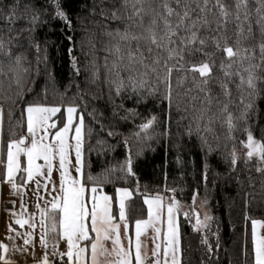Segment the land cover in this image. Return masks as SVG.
Listing matches in <instances>:
<instances>
[{
    "label": "snow or ice",
    "instance_id": "obj_1",
    "mask_svg": "<svg viewBox=\"0 0 264 264\" xmlns=\"http://www.w3.org/2000/svg\"><path fill=\"white\" fill-rule=\"evenodd\" d=\"M257 3L259 6L255 9L254 25L255 29L259 30V39H257V32L254 30L248 0H235L234 12L230 11L231 6L226 4L224 0H215V3L211 4L210 0H119L117 4L110 6L106 4L105 0H100L99 4H96L94 0L93 13L99 7V14L104 21L110 19L115 22V27L104 33L110 38V41H114L109 51L115 55V59L109 72L110 75L114 72L116 79L109 81V103H115L111 95L114 87L116 96H120L122 92L127 90L130 93L129 98L131 95L137 96V103L146 101L148 97L153 99L158 97L160 104L167 102L170 112L174 104L173 73H183L182 76L177 77L176 87H182L190 80L193 87L188 88L187 93L196 91L198 94H203L202 98L191 96L193 100L200 98L201 107L199 114L195 117L197 121L195 132L202 145L207 146L209 153L212 151L207 136L200 135V133H209L213 130L211 124L214 123L216 117L207 116V112L211 110L214 102L220 106V116L223 118V124L227 125L229 139L234 141L235 138L232 133L236 130V122L244 121L247 123L248 116L256 102L264 98V0H257ZM49 5L52 8V19L61 20L71 29L72 22L61 0H45V4L39 7L34 0H0V22H2V26H0V54L8 60L13 70L22 68L26 60L23 52L17 54L14 51V49L23 48L22 40H27L28 45L35 48L38 56L37 65L39 64L40 42L36 32L38 28L48 23L47 20L42 19V16L49 14L47 7ZM230 22L236 24V39L231 45L228 43L231 37L227 35L226 27ZM245 25H247L246 28ZM104 27L107 29L108 25L105 24ZM202 30L206 33L214 32L216 35L211 37L201 35ZM68 39L72 40V37ZM209 41H211V45ZM245 41H252V43L244 46ZM210 47L214 50L210 51ZM257 49L258 57L256 55ZM71 51L72 49H69L70 53ZM217 52L225 53L228 61L225 64L224 60H221L220 64V69L226 78L219 81V87L224 97L223 101L220 100L219 96L212 95V88L210 87L214 79L213 67ZM197 54L203 59H194ZM234 66L235 71H232ZM73 67L76 68V74L79 75V67L75 60H73ZM121 70L128 72L126 80L121 76ZM24 71L26 72L27 69ZM152 76L155 77L154 86ZM233 77L239 80V83L236 84V88L240 92L239 105L237 106L239 115H233L229 110L230 105L234 103L229 87V84L233 82ZM20 79L21 77L17 75L18 84ZM77 87L79 88V85ZM21 95L20 92L17 93V96ZM78 98L83 100L84 93L81 92L72 98L71 103L65 109L67 122L55 133L51 142H46L50 135L49 129L56 128V123H50V121L53 116L61 112L63 102L55 106L29 103L23 109L27 116V133L30 137V146L26 144L27 138L13 140L8 144L4 182L10 185L13 194H17L20 191V186L17 183L18 173H26V178L23 175L19 178L23 184L33 181L36 177L50 178L53 162L58 158L61 196L53 198L51 209L40 210L41 247L47 249L46 219H49L52 221L51 230L56 232L58 226L59 237L67 241V252L57 253L55 251L56 245H53V255H59L61 260H63L64 255H67V264H84L87 249L81 247L80 242L90 239L89 228L86 225V220L90 217L91 231L96 234L95 242L91 243V264H98V255H104L107 252L102 241L109 239H112V251L119 258L118 264H145L140 236L147 227L154 226L156 222L160 221L163 207L161 198H146L144 200L148 206V220L136 222V243L133 258L131 241L128 250L120 246L119 225L112 222V198L103 194L97 195L98 185L111 182L108 175L96 177L89 175L88 181L97 186L91 188L93 193L91 209L86 207V186L82 183V153L85 142L83 113H79L78 122L74 125V117L78 114V106H76ZM93 98L99 99L100 97L94 96ZM177 108L179 110V106ZM126 111L130 115H135L133 110ZM2 114L3 109L0 108V120H2ZM127 118L122 117V119ZM205 119H207V123L202 124ZM155 121L156 117L152 116L146 122L137 125L139 131L133 132L132 136L137 140L148 137L149 130ZM73 129L74 135L69 137ZM101 130H103V126ZM245 131L247 132V141H241L243 147L247 149L243 157L244 164L247 166L255 158L257 160L256 172L264 174V142L255 139L248 128H245ZM108 134L113 135L112 132ZM192 134L193 129L189 126L188 135L191 136ZM128 139V137L125 138L126 146ZM72 151L75 153V177L70 174L72 161L69 156ZM21 156L26 157V167H22ZM38 160H43V165L37 164L36 161ZM240 160L241 156L237 153L235 143H233L232 151L225 156V162L229 164L230 172L237 170ZM132 163L131 147L129 146V156L126 161L118 167L106 171L125 173L126 178L134 175ZM44 169L47 170L46 173ZM204 178L207 180L206 174ZM35 184L37 199H42L39 195V189L41 187L46 189L47 184L42 185L40 180H36ZM116 193L119 200L120 219L125 222V230L127 231L125 201L130 198L131 193L127 189L121 188H117ZM195 198L194 194L193 201ZM178 212L179 202L173 199L167 206V231L163 235V261L160 257L162 245L156 243L152 253L153 264H181L179 258L181 252L180 236L176 223ZM15 215L13 213V216ZM184 215L185 218L189 217V213ZM57 216L59 217L58 221ZM208 219L211 218L206 215L205 220ZM246 219L249 218L246 216ZM31 221L32 217L24 219L21 216V218L15 219V223L20 227L27 224L29 228L34 229L35 225ZM196 225H201L199 218L196 220ZM258 227H264V224L252 220L254 264H264V238L258 237ZM9 231H12L11 227ZM154 231L156 233L155 239H159L161 230L154 228ZM113 233L116 234L115 238H112ZM17 235L25 237L23 239L25 247L14 248L13 250L24 253L27 251V246L32 242L33 233L21 234L18 232ZM202 242L207 244L206 239ZM0 250L4 254L8 252V248L4 244H0ZM209 251H211L210 246ZM4 254H0V264H13ZM169 254H171L170 260ZM40 264H49L47 253Z\"/></svg>",
    "mask_w": 264,
    "mask_h": 264
},
{
    "label": "trees",
    "instance_id": "obj_2",
    "mask_svg": "<svg viewBox=\"0 0 264 264\" xmlns=\"http://www.w3.org/2000/svg\"><path fill=\"white\" fill-rule=\"evenodd\" d=\"M34 2L38 7L45 4V0ZM105 2L110 6L117 4L119 0ZM224 2L231 6L230 11L234 12L235 0ZM61 3L72 22V28L69 29L59 19L53 20L52 8L50 5L47 6L49 14L42 16V19L48 23L42 25L36 32L40 42L38 65L37 52L34 47L28 45L27 40H22L23 48L14 49L17 54L23 52L26 56L22 68L13 70L8 60L0 54L3 147L13 140L24 137L26 113L23 109L29 103L55 106L63 102L62 110L57 115L59 127L64 123L65 109L72 98L83 92L84 98L83 100L78 98L76 106L77 116L83 113L85 123L83 150L85 186L88 188L97 186L88 181L89 175L93 177L108 175L111 182L98 185V190H102L114 201L117 188L129 190L131 197L125 201V214L130 225L146 218L144 200L147 197H163L168 203L175 199L191 211L195 194V199L208 203L213 217L206 230L202 231L196 230L193 212L189 213L188 218L180 215L181 264H254L252 220H264V174L256 172L255 158L245 166L243 157L247 149L243 147L241 141H247L245 128H248L255 139L264 142V98L256 102L247 123L236 122V130L232 133L234 141L229 139L227 125L223 124V118L220 116V106L214 102L211 110L207 112V116L216 117L211 124L213 130L209 133H200L207 136L212 148L209 153L207 146L202 145L195 132L197 126L195 117L199 114L200 98L203 94L196 91L187 93V89L193 87L191 81L182 87H176V79L183 73H173L174 104L170 112L167 102L160 104L158 97L155 99L148 97L146 101L137 103V96L131 95L129 98L130 93L127 90L116 96L114 87L111 95L115 103L110 104L109 81L115 80L116 77L114 72L111 75L109 72L115 59V55L110 53L109 49L114 41H110L104 33L114 28L115 22L110 19L104 21L99 14V7L93 13L94 0H61ZM95 3L99 4L100 0H95ZM211 3H215V0H210ZM248 5L254 25L255 9L259 5L257 0H248ZM105 24L108 25L107 29L104 27ZM226 27L227 35L231 37L228 43L231 45L236 39V24L230 22ZM254 30L259 39V30L255 29V25ZM201 35L211 37L216 33H206L202 30ZM69 37H72V40H69ZM209 43L211 45V41ZM250 43L252 41H245L244 46ZM69 49H72L71 53ZM209 50L214 49L210 47ZM256 55L259 56L258 49ZM194 59L203 57L197 54ZM73 60L79 67V75L73 67ZM221 60H224L225 64L228 63L226 54L217 52L213 67L214 79L210 87L212 95L219 96L223 101L219 81L226 78L220 69ZM232 71H235V66ZM17 75L21 77L19 84L16 80ZM121 76L126 80L128 72L121 70ZM151 79L154 86L155 77L152 76ZM232 79L229 87L234 103L230 105L229 110L233 115H239L237 106L240 92L236 88L239 80L236 77ZM18 92L22 95L17 96ZM94 96L100 98L94 99ZM191 96L200 98L193 100ZM126 110H133L135 115H130ZM152 116L156 117V121L149 130V136L141 140L133 137L132 133L139 131L137 125L146 122ZM203 123H207V119ZM189 126L193 129L191 136L188 135ZM109 132L113 135H109ZM126 137L129 138L127 146ZM233 143L241 160L238 162L237 170L230 172L225 156L232 151ZM129 146L134 175L125 178V173L106 171L126 161ZM205 174L207 180L204 178ZM113 209L117 217L116 204ZM246 216L249 219H246ZM205 239L207 244L202 242Z\"/></svg>",
    "mask_w": 264,
    "mask_h": 264
},
{
    "label": "rangeland",
    "instance_id": "obj_3",
    "mask_svg": "<svg viewBox=\"0 0 264 264\" xmlns=\"http://www.w3.org/2000/svg\"><path fill=\"white\" fill-rule=\"evenodd\" d=\"M1 108V107H0ZM57 115L58 113L52 117L51 122L56 123V128L49 129V137L48 141L51 142L52 138L54 137L55 133L60 130L63 125L67 122V113L65 110L64 113V123L62 126H58L57 123ZM79 115L74 117V125L76 122H78ZM42 134V133H41ZM74 135V129L69 134V137ZM24 138L26 139V144L30 146V137L27 133V116H26V133L24 135ZM70 142L74 143V141ZM7 151H8V144L3 147L2 143V120H0V244H4L8 248V252L4 254L2 250V254L6 255V258L9 260L14 259V252H20V251H14V245L18 248L25 247L23 244V239L25 237L18 236L17 233H27L32 232V242L30 245L27 246V251L24 253H21V260L19 262H22L23 264H40L42 258L47 253L49 264H66L65 261L62 262L59 255L54 256L53 255V245H56L55 251L57 253H66L67 252V241L65 239H61L58 235L59 233V227L57 226V231L53 232L51 230L52 221L49 219H46V227L48 229L46 234V240H47V249H44L41 247L40 239H41V227H40V210L41 209H51V203L53 202L54 197L61 196L60 193V172H59V161L58 158L53 162V170L52 175L50 178L46 177H36L33 181L28 182L27 184H23V182L19 179L21 175H23L26 178V173H18L17 174V183L20 186V191L17 194H13L10 190V185L6 182L5 176H6V163H7ZM70 160L72 161V166L70 167V174L72 176H76L75 173V153L74 151L70 152L69 156ZM37 164L43 165V160L36 161ZM21 164L22 167L27 166L26 157L21 156ZM83 153H82V173H83ZM46 173V169H44ZM40 180L41 184H47V188L41 187L39 189V195L42 197V199H37L36 195V184L35 181ZM83 183V178H82ZM92 187H85V203L86 207L90 210L92 206V195L91 192ZM55 189V190H53ZM129 191V190H128ZM130 192V191H129ZM105 194L102 190H98L97 195ZM109 196V195H107ZM110 197V196H109ZM131 197V196H130ZM112 198V197H111ZM148 199H154L156 197H147ZM161 198V203L163 205L162 211H161V217L160 221L156 222L154 226H149L145 229V231L140 236V242L142 245V254L145 256V264L146 261L149 260V264H153L154 257L152 255L153 250L155 248L156 243H160L161 249H160V257L163 261V235L167 231V206L169 203L165 201L163 197ZM146 199V198H145ZM11 203L13 204V208L6 204ZM6 204V205H5ZM114 204H116V207L118 209L117 217L114 215ZM23 205V207H22ZM39 205V207H37ZM11 209V210H10ZM147 214L146 218L139 221H147L148 220V206L146 205ZM58 211V210H57ZM196 212L197 217L201 221V225H196V230H202L205 231L206 228L209 226L213 213L208 205V203L205 200H199L195 199L193 202L192 210L190 211L187 209L186 206L179 204V212L176 216V223L179 229V217L182 214V216H185V213H191ZM13 213L16 215L13 216ZM112 213H113V223L119 225V239H120V246L123 247L125 250L129 249V242L131 241V251L133 253V258L135 254V243H136V222H134L132 225H130L127 222V231L125 230V222L120 219L119 215V200L117 199V193L115 197V201L112 198ZM210 217L211 219L205 220V216ZM21 216L24 219H28L29 217H32V223L35 225V228H29L27 224H25L23 227H20L15 223V219L21 218ZM126 217V214H125ZM191 217V214H190ZM59 217L57 216V221ZM195 219V218H194ZM127 221V220H126ZM261 224H264V220H259ZM86 225L89 228V240L81 241L80 246L87 249L85 253V260L84 264H91V243L95 242L96 234L91 231V219L90 217L86 220ZM206 225V226H205ZM11 227L12 231H9V228ZM154 228H159L161 230L159 239H155L156 233L154 231ZM257 235L258 237L264 238V227H258L257 229ZM116 234H112V238H115ZM179 236H180V230H179ZM11 237V239H9ZM103 247L107 250V252L104 255H98V264H118V257L116 254L112 251L113 250V244L112 239L102 241ZM17 248V249H18ZM33 249H35V253L33 252ZM254 249V248H253ZM169 254V260H170ZM11 258V259H10ZM179 258H181L179 254ZM63 259H66V262L68 261L67 255L63 256ZM61 261V262H59Z\"/></svg>",
    "mask_w": 264,
    "mask_h": 264
},
{
    "label": "crops",
    "instance_id": "obj_4",
    "mask_svg": "<svg viewBox=\"0 0 264 264\" xmlns=\"http://www.w3.org/2000/svg\"><path fill=\"white\" fill-rule=\"evenodd\" d=\"M6 204H8V205H11V209L14 207L13 206V204H11V203H6ZM5 204V205H6ZM10 209V210H11ZM14 248H18L17 246H15L14 245ZM35 249H33V252L35 253ZM0 254H2V252L0 251ZM7 255V254H6ZM14 259L13 260H9V261H11V262H13V264H23L22 262H19L20 260H21V258H22V256H21V254H20V252H14ZM11 259V258H10ZM66 264H67V262H66Z\"/></svg>",
    "mask_w": 264,
    "mask_h": 264
},
{
    "label": "built area",
    "instance_id": "obj_5",
    "mask_svg": "<svg viewBox=\"0 0 264 264\" xmlns=\"http://www.w3.org/2000/svg\"><path fill=\"white\" fill-rule=\"evenodd\" d=\"M9 206L11 207V205H9ZM63 261H65V259H63L62 262H63ZM59 262H61V261H59ZM149 263H150V261L147 260V261H146V264H149Z\"/></svg>",
    "mask_w": 264,
    "mask_h": 264
},
{
    "label": "water",
    "instance_id": "obj_6",
    "mask_svg": "<svg viewBox=\"0 0 264 264\" xmlns=\"http://www.w3.org/2000/svg\"><path fill=\"white\" fill-rule=\"evenodd\" d=\"M22 138H24V137H22ZM194 218H195V221L197 220V214H196V212H194Z\"/></svg>",
    "mask_w": 264,
    "mask_h": 264
}]
</instances>
